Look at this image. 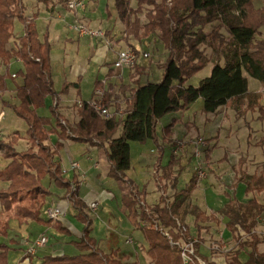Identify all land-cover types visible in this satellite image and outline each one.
<instances>
[{"label": "trees", "instance_id": "1", "mask_svg": "<svg viewBox=\"0 0 264 264\" xmlns=\"http://www.w3.org/2000/svg\"><path fill=\"white\" fill-rule=\"evenodd\" d=\"M117 19L124 26V39L133 38L139 43L151 36H157L167 51V58L160 65L162 75L159 82L141 83L140 69L136 63L127 68L134 70L130 83L121 85L119 92L124 95L122 106L110 100L104 93L102 104L106 108L121 110L122 117L105 119L97 115L87 102L76 106L78 121L73 126L64 125L56 108H50V117H42L38 109L44 107L46 97H55L51 77L50 50L48 34L40 39L35 16L24 15L23 0H0V99L8 91L7 80L17 78L21 83L15 85L16 105L2 101L14 115L26 125L27 147L18 151L20 139L15 133L0 141V157L6 163L0 169V182L7 183L0 189V239L7 236L9 221L17 220L19 225L33 221L37 224L52 226L62 234L69 233L60 221L52 223L41 217L46 198L51 196L50 189L64 191L63 197L77 210V220L84 224V235L73 242L76 253L50 254L29 257L28 264H140L127 262L118 257L117 251L103 254L95 247L93 238L87 236L90 219L85 212L86 206L77 195V183L67 180L56 159L65 140L91 144L105 150L109 164L108 177L114 180L122 190L121 204L126 217L132 220L135 229L140 231L146 245V256L150 264H184L177 243L181 238L189 237L182 232L185 219L193 216L196 229L202 230V224L215 220V215L205 212L190 203L196 188L197 177L192 175L189 183L178 190L180 161L171 155L169 162L162 166V147H158L157 160L153 166L155 186L162 194L153 206L144 202L146 192H139L126 172L130 169V144L152 140L157 144L156 126L158 121L169 113L187 109L198 99L202 100V112L214 114L224 107L243 119L248 113H257V119L264 121V92L248 89L247 76L258 81L264 89V5L255 8L260 0H112ZM135 2V7L131 2ZM264 1V0H261ZM143 14L146 22L141 23ZM22 24L23 34L14 36V22ZM202 47V48H200ZM211 50L209 59L205 50ZM138 55L137 51L135 52ZM138 57V56H137ZM19 60L22 68L15 78L8 74L12 61ZM138 60V59H137ZM211 63L210 74L201 79L197 86L187 81L205 66ZM132 84V86H131ZM113 88V85H109ZM74 88L79 94V80L75 83H63L60 94L65 95ZM103 86L94 83V90ZM171 122L163 128V139L171 136ZM119 135L115 137L118 130ZM69 130V134L67 131ZM57 137L53 145L49 140ZM4 138V139H3ZM264 146V136L257 143ZM209 153L205 154L206 159ZM244 160L240 159L238 168ZM47 182V185L44 182ZM239 183L244 185V193L264 192V164L258 173L243 175L235 179L228 187L226 202L217 214L226 219L225 229L232 239H236L240 250L248 249L247 260L233 256L228 264H264V252L259 253L257 246L264 243V236L255 235L257 218L264 214V203L255 199L240 201L235 195ZM166 185L174 190L171 197L163 193ZM240 232L249 236L241 241ZM167 234V235H165ZM200 238V237H199ZM173 243V244H172ZM202 239H196L195 254L199 253ZM9 247L0 241V264H8ZM188 264H198L195 258Z\"/></svg>", "mask_w": 264, "mask_h": 264}, {"label": "crops", "instance_id": "2", "mask_svg": "<svg viewBox=\"0 0 264 264\" xmlns=\"http://www.w3.org/2000/svg\"><path fill=\"white\" fill-rule=\"evenodd\" d=\"M66 1L67 0H42V2H39L38 4L34 5V9L36 10V12L30 15L35 16V23H36V27H37V31H38V35L40 39L43 38L44 33L48 34V40L51 44V50L53 49L54 46L60 47L65 59L70 61L71 58H74V55H75V59L78 56L84 57L86 58V65L91 66V71H92V75H94V80L92 82V90H90L88 97L85 98L83 96L81 86H79L78 95L76 94L75 89L71 88L70 90L75 91V99L71 100L72 105L67 106L68 110L65 112V114L59 110L60 94L56 95L53 98L46 97L44 101L45 106L48 105V107L53 102V107L56 108L57 113L60 114L62 119H64L68 123V125L74 126V124L78 121L76 110L72 112L71 109H69L68 107L73 106L75 102L77 103L87 102L89 99H91L95 91L94 83L96 81H99L101 85L103 86V88H101L100 90H103L104 93L107 92L108 94H110L111 96L110 100L112 102L117 103L122 106V104L119 102L124 101V95H122L119 92V87L121 85L129 84L131 76L134 75L132 74V72H135V71L130 70V69H123L121 71L119 70L117 71L113 69V63L117 58V53L126 48H131L130 46H132L130 39H128V41L124 39V33H123L124 26L120 23V21L116 17V14L113 10V1L106 0V8L104 10L106 13V22H103V23L95 21V16L93 13L91 15H88L87 11L82 12L81 9H77L76 11L77 13L70 11L66 7ZM82 1L85 4L84 0ZM263 5H261L260 7H262ZM260 7H255V8H260ZM41 20L44 22L45 26H44L43 32L40 33L38 28H39V23L41 22ZM79 21L84 24H87L90 27L92 26L93 28H96V29L104 28L103 30H106V42L103 43V42H100L99 40H96L94 38H89V37H79L76 34V32L70 28L74 23L79 22ZM262 28H261V33L264 36V31L262 30ZM120 33H123L120 35L121 38H119ZM72 53L74 55H72ZM141 53L142 52H140V54ZM75 59L74 61L72 60V63L74 65H76ZM144 60H147V59H144L141 55L140 57H138L137 66L139 67L141 74L135 76L136 78H139L141 83L143 84L146 82H152L151 81L152 79L151 78L152 77L151 65L152 64L149 63L147 65L146 61ZM161 64L162 63L160 62L159 65ZM207 65H212V64L208 63ZM69 67H70L69 70L72 71L73 75H75L77 71H80L79 67H75V69H79V70L72 69L73 68L72 65ZM161 75H162V69L159 67V77L156 80H154V82H159L161 79ZM51 77H52V71H51ZM142 78H144V82ZM77 79L79 80V82L82 80V72L78 73ZM247 79H248V89L250 91H253V92H263L264 91L263 86L258 81L248 76H247ZM69 83H73V82H69ZM109 85H113V88H110ZM70 90L68 91L67 94H65L66 96L69 94ZM13 93L14 91L11 94ZM118 96H120V98H118ZM47 100H51V102L47 104L46 103ZM263 102H264V99H263ZM191 108L192 107L190 105L187 109L180 111L181 113L180 116L177 117L174 115H169L168 118H171V119H168V118L166 119L165 125H169L171 123L170 121L174 123V125L172 126L170 130L171 132L170 137L163 139L164 138L163 137L164 126L162 128L161 137L158 135L157 131H156L157 132L156 134H157L158 140H161V143H162L160 146L162 147V151H163V154H162V159H163L166 148L171 147V150H172L176 141L180 139L184 141L189 140V138H191L193 134L200 135V131L203 130L202 125L204 126L206 123H209V124L211 123L213 124V129H215L216 132L218 131L217 133L211 136L213 137V140L211 137H210L211 139H208L207 141L208 145H207V149L205 152V153L207 152L209 153L208 155L209 156L208 159L210 161L209 167L211 168L212 171H215V172L214 173L212 172V174H210L203 181L199 183L197 182L196 188H195L196 189L195 191L203 190L202 191L203 192V203L205 206L202 207V205L198 206L197 203H191L192 205L197 206L200 210L205 212V214H207L204 207L209 208V209L213 208L212 203L214 201L212 197L216 191L214 189L215 185L213 182L214 180L213 174H216L217 176L219 175L222 178V183L226 185L225 187V185L222 184V187L224 186L225 188H223L222 191H220L221 195H223V197L225 198L224 195L226 193H231V194L233 193L232 190L228 189V187L232 185L233 183H235L236 178L241 177L240 170L238 168V162L240 159L244 160L243 163H245V159H246L248 164L250 163L249 161H254V164H256L254 167L250 166V168H248L246 171L242 169L247 175L251 176V175L258 173L256 170V167L259 166L261 162H263L261 166L264 164V159L262 157L264 146H258L257 143L260 140V138L264 136V129L261 131H257L252 124H250L249 126L247 122H244L243 124L240 121H237V122L231 121L232 124L229 123L225 131V134H227L228 136L225 135V137H226V140L229 141L231 138H233L232 132L239 130L240 137L242 136L244 138V142L242 145L238 144V148H239L238 149L234 147V144L232 142L224 144V138H223L224 136H223V130H222L224 129L223 119L214 123V121L219 118L218 116H216V113L221 112V110L226 112L224 107L218 108V110L214 114L201 113V115L199 116H197L196 113L192 114ZM110 110L113 111L114 109L110 108ZM254 116L257 117V113L254 114ZM160 121L161 119L158 121L157 124H159ZM262 123H264V121H262ZM176 128L179 131L175 134L174 130ZM250 132H254V133L251 134V138H248L250 135ZM240 142L241 140H239V143ZM72 143L73 141L71 140H65L63 142V145H64L63 147H65L68 144L71 145ZM82 147L84 148L83 149L84 153H81L78 156L71 155L68 152V158H66L65 160V163H66L65 166L62 165L61 159L59 160L58 158L56 159L59 161L62 171L64 172L63 176L70 182H72V180L74 179L75 180L74 182L77 183V189H76L77 195L79 199L85 204L86 206L85 212L88 215L89 219L91 217L90 219L91 221L88 226L87 236L94 239L95 247L103 254H109L113 251H117L116 256L123 257L124 260L127 262L136 261L140 264H147L146 259L148 258L146 254H145V257H143L140 255V253H138V249H139L138 247H140L142 244L140 237L135 236L136 238H133L130 233L126 232L125 234H122L118 231H115V234L109 237V239L106 241V237L104 239H100V238L98 239L95 236H93V234L91 233L92 231L91 226L93 225V219H92V216L90 215V211L87 208L88 204H90L91 202L98 203L97 210L93 212L95 213L94 216H98V218L104 219V221L106 222V210L114 209L115 213L120 215L121 219L122 217L125 218L124 219L125 221L122 220L123 223L128 224V226L132 229L133 233L134 231H138V230L135 229L134 222L132 220H129L126 217V210L123 208L121 204L122 190L120 186L114 180H113L114 184L111 183L110 181H106L107 179H111V178L108 177L109 164L106 159L105 150L103 148H98L96 146H93L89 143L82 144ZM79 151L81 152L82 150H79ZM153 152L154 151H151V153ZM250 152L254 155H250ZM258 153L260 155V158L258 159L259 161H257L256 159V155ZM180 156H182V153ZM183 160L184 158L182 156L181 161ZM255 162H258V163H255ZM71 163H76L78 168L71 169ZM5 164L6 163L4 162V166ZM108 184L110 185L112 189H114L115 194H113L109 190H106V186ZM7 185H8L7 183L0 182V189H5ZM50 192L52 194L51 196L46 198L44 209L46 208V211H47L49 208L56 207V205L59 202V199L63 201L64 204L61 205L62 208L60 207L59 208L62 209L65 215L59 221H60V224L63 227H66L67 229H69L70 232L67 234L66 233L62 234L56 231L52 226H47L44 224H37L33 221H28L27 223L19 225L17 220L11 219L9 221V230L7 231V236L5 238L0 239V241L3 243L8 241V243L7 244L5 243V244L9 247V252L10 250L16 251L12 263L9 262V252H8V256H7L8 264H22L26 260L29 263V257L26 258L24 256L27 244L40 237H45L47 240V243L45 247L38 249V251L36 252V255L38 257H41L46 254H50L52 256L61 255L63 253H67L66 251H68V249L70 251L69 252L70 255H73L76 253V250L74 251L72 249L74 248L73 242L78 241L80 237L84 235V224H82L81 222L77 220L76 217H77L78 212L73 207L72 203H70L68 199L63 197L64 191L59 192V190L51 188ZM147 195L145 197L146 199H147ZM235 195L238 197L240 201H244L241 197V195H245L244 185L242 183H239L237 185L235 189ZM116 199L118 203L117 201L115 202ZM225 202H226V199H225ZM46 211H44L45 214H46ZM68 213L70 214V217L75 219L73 220L71 218L72 220L70 221V223H68L66 219L68 216ZM41 217L44 219H47V216L45 217V215H41ZM192 217L193 216L188 215V217L186 218V221L188 220L187 222H191L190 218L192 219ZM188 227L190 229V225ZM54 231L64 236L72 235L75 232V235L78 239L71 240V239H68L67 237H60L56 235ZM47 234L48 236L50 235V237H47ZM52 240L53 242L50 243ZM124 246H127V248H124ZM121 247L123 250H121Z\"/></svg>", "mask_w": 264, "mask_h": 264}, {"label": "rangeland", "instance_id": "3", "mask_svg": "<svg viewBox=\"0 0 264 264\" xmlns=\"http://www.w3.org/2000/svg\"><path fill=\"white\" fill-rule=\"evenodd\" d=\"M39 2H42V0L41 1L40 0H23L25 17L29 18V17H31L30 14L36 12V10L34 9V5L38 4ZM84 2H85V4H84L85 7L82 10V12L87 11L88 15H91L93 13L95 16V21H97V22H100V23L106 22V13L104 11L106 8V0H84ZM263 4H264V1H256L254 3L255 7H260ZM131 5L133 7H135V2L132 1ZM72 12L77 13L76 11H72ZM139 17H140L141 23L146 22L143 14L139 15ZM44 26H45L44 22L41 20V22L39 23V28H38L40 33L43 32ZM90 28L103 32V36L101 38L93 37L94 39L99 40L100 42H103V43L106 42V30H103L104 28H102V29L97 28L96 29V28H93L92 26ZM262 30L264 31V27L262 28ZM22 34H23L22 24L19 23L18 21H15L14 22V35L19 37ZM121 34H123V33L119 34V38H121L120 37ZM122 38H123V36H122ZM129 39L131 40V45H132V46H130L131 47L130 49H132L134 52L137 51L138 57H140V55L142 56V54L144 52L149 53L147 57H145V58L143 56L142 57L144 59H147V60H144V61H146L147 65L149 63L152 64L151 65V75H152L151 81L154 82V80H156L159 77V67H160L159 63L165 62V60L167 58V51L164 49L162 43L157 39L156 35L151 36L149 39H145V41L143 43H139L136 40L134 41L133 38H129ZM200 48H202V47H200ZM140 52H142V53L140 54ZM205 54L209 59H211L213 57L211 50H209V49L205 50ZM72 55H74V54L72 53ZM74 59H75V55H74V58H71L70 61L65 59L63 56V52L60 49V47L54 46L53 49L50 50V61H51L53 88H54V91L57 93V95L60 94L59 92L62 88L63 83L66 81L73 82V83L77 82L78 81V79H77L78 73L82 72V80L79 82V86H81L83 96L86 98V97H88L90 90H92V82L94 80V75H92L91 66L86 65V58L80 57V56L76 57V59H75L76 65H74L72 63V60L74 61ZM71 65L73 66L72 69H75V67H79L80 71H77L76 74L73 75L72 71L69 70L70 69L69 66H71ZM211 66L212 65H206L203 70H201L199 73H197V75L188 79L187 84L192 85V86H197L201 79L208 76V74L211 70ZM21 68H22V66L20 63L13 61V62H11V65L9 67L8 74L11 75L12 73H16ZM2 70L3 69L0 68V71H2ZM75 70H79V69H75ZM132 74L136 75V72H132ZM142 79L144 82V78H142ZM19 83H21L20 78H17L14 81H12L11 79L7 80L8 91L0 99V132L4 136V138H6V139H8L7 138L8 136H12L15 133H17L19 135L20 139L18 141L16 148L18 151H22L27 147L26 135H25L26 129H27L26 125L21 119L17 118L14 115V113L12 112V110L10 108L2 106V101H6V102L10 103L11 105H16V101H15L16 98L11 93L13 92L15 85H17ZM251 83H253V82H251ZM262 91H263V89H262ZM118 98H120V96H118ZM74 99H75V91H73V90H70V92L67 96L60 94L59 110L65 114V112L68 110L67 106L72 105L71 100H74ZM50 102H51V100H47L46 103L49 104ZM119 103L123 104L122 101ZM202 104L203 103H202L201 99L192 103L191 104V107H192L191 113L192 114L196 113L197 116L201 115V113H203L202 112V106H203ZM76 106H77V102H75L73 106H69L68 108L71 109L72 112H74L76 110ZM50 108H53V102L49 105V107L47 105L43 108L38 109V114L42 117H50L51 116ZM180 114H181L180 111L174 112V113H169V114H166L168 116H166V115L163 116L165 118H163V117L161 118V121L156 126V131L158 132V135L160 137H161V132H162L163 126L164 127L167 126V125H165V122H166V119L169 117V115H174V116L178 117V116H180ZM254 114H256V113H248L245 118L236 119L234 112L231 110H226V112L221 110V112L216 113V116H218L219 118L216 119L214 121V123L223 119L224 129H222V128L221 129L223 130L224 144L232 142L234 144V147L238 148V144L242 145L244 142V138L242 136L240 137L239 130L238 131L236 130L235 132L231 131L233 133V138H231L229 141L226 140L225 135H227V134H225V131L228 127V124L229 123L232 124L231 121H235V122L240 121L243 124H244V122H247L249 124V126H250V124H252L257 131L263 130L264 129V123H262V121H259L257 119V117L254 116ZM231 115H232V117H231ZM74 117H75V115H74ZM168 119H171V118H168ZM62 121H61V123H62ZM63 122L65 123V125L66 124L68 125V123L66 121H63ZM170 122H172V121H170ZM204 126L202 125L203 130L200 131V135L199 134L198 135L193 134V136L191 138H189V140H186V141L181 140V139L179 140V141H184L186 143V145H188V147H186V149L183 152H180L178 154V156H176V158L179 157L178 159L180 161V164L183 163L181 165L180 171H178L175 168V173H179V180H178L177 189L184 188L189 183L190 177L193 174L196 175V172L194 171V166H195L196 162H195L194 157H193V147H192L193 142L198 138H202L205 142V146H204V153H205L206 149H207V145H208V142H207L208 139L212 138V140H213V137H211V136L218 132V131L216 132V130L213 129V124H211V123L210 124L206 123ZM69 127H70V131L72 133H74L73 126L69 125ZM120 131H121V129L118 130L115 137H117L119 135ZM178 131L179 130L176 128L174 130V133L176 134ZM67 132L69 133V130ZM192 133H194V132H192ZM252 133H254V132H250V135L248 138H251ZM69 134H71V133H69ZM239 140H241L240 143H239ZM49 142L51 145H53L55 142H57V137L55 135H52L50 137ZM161 144H162L161 140H158V137H157V144L155 142H153L152 140H147L143 143L132 142L130 145V159H131V165L130 166L131 167L126 172V176L128 179H130L132 181L133 185L135 186V188L139 192H142L143 190H145L146 194H148L147 199L145 198V200H144V202L146 203L147 206L155 205L158 202L159 196L162 194V192H159L157 190V187L154 185V178H153V166H154V164L157 160V156H158L157 145H161ZM83 149L84 148L82 147L81 143L73 142L71 145L68 144L65 147H62V149L58 153L57 158H58V160L61 159L62 165L65 166V164H66L65 160H66V158H68V152L71 155H77L78 156L79 154L84 153ZM79 150H82V151L80 152ZM151 151H154V152L151 153ZM243 151H244V149H243ZM171 152H172L171 147L166 148L165 155L161 161L162 166L166 165L169 162L171 155H172ZM1 153H2V150L0 149V155H1ZM181 153H182V156L184 158L183 161H181V158H182V156H180ZM250 155H254V154H252L250 152ZM258 155H259V153L256 155L257 161H259L258 159L260 158V155L259 156ZM262 157L264 159V149H263ZM3 161L4 160L0 157V169H2L4 167ZM249 162L250 163L248 164V162L245 159V163H243L242 166L239 168L241 177L243 175H247L244 171H246L248 168H250V166L254 167L256 165V164H254V161H249ZM251 162H253V163H251ZM205 163L206 164H205L204 168H202V171L205 173V176H204V178L197 180L198 183L203 181L204 179H206L210 174H212V172L213 173L215 172V171H212L211 168L209 167L210 166L209 159L205 158ZM255 163H258V162H255ZM262 163L263 162H261L259 164V166L256 167L257 172L260 170ZM77 168H75V169H77ZM213 175H214L213 182L215 185L214 189L216 190L215 194H213V197H212V199L214 201L212 203L213 208L209 209V208L204 207V209L207 213L205 215L208 216L210 214H214L215 220L202 224V226H204V227L200 231H198L196 229V224L193 221L194 220L193 217H192V219L190 218L191 222H187L188 220L186 221V219H185V222L183 225L185 226L186 232L188 233V235L191 239H193V240H196L197 238L202 239L203 244L199 248V253L205 257V260L200 259L203 264H228L229 260L233 256H235L237 253H238L239 260L244 262L245 260H247V252L249 250L248 249H243V250L239 249L236 239L235 238L232 239L230 233L225 229L226 219L222 218L220 215L217 214L218 209L225 202V198L223 197V195H221L220 191H222V189L225 188L226 185L222 183V178L219 175L218 176L216 174H213ZM106 181H110L111 183L114 182L113 180L111 181V179H107ZM44 184L47 185V182L45 181ZM222 184L225 185V187L224 186L222 187ZM201 188H199V189H201ZM106 190H109L110 192L115 194L114 189H112L109 184L106 186ZM195 190L193 191L194 195L192 194L193 196L190 200V203H197L198 206L202 205V207L205 206L203 203V192H202L203 190H197V191H195ZM163 193L166 197H171L172 194L174 193V190L166 185L165 189L163 190ZM241 197L245 201L253 198L256 201H258L259 203H264V192H262V193L254 192V193H250L248 195L247 194L241 195ZM116 201H117V199L115 200V202ZM117 203H118V201H117ZM62 204H64V202L59 199V202L56 205V207L62 208V206H61ZM44 211H46V208L44 209ZM44 211L41 212V215H45V217H46V214ZM94 214L95 213L90 212V215L92 216V219H93V225L91 223V225H92L91 226L92 227L91 233L93 234V236H95L98 239L99 238L104 239L106 237V241L109 239V237H111L115 234V231H118L122 234H125L126 232L130 233L133 238H136L135 236H138V237H140V240L142 241L141 246L138 247L139 248L138 253H140L141 256L145 257L146 245L144 244L145 242H144L143 238H141L142 236H141L140 231H134V233H133L132 229L128 226V224L123 223V221H125L124 220L125 218L122 217V219H121L120 215L116 214L114 209L106 210V222L104 221V219H100V218H98V216H94ZM71 218L72 217H70V214L68 213V216L66 218L68 223H70V221L73 219V218L72 219ZM61 219H59V220H61ZM90 219H91V217H90ZM73 220H75V219H73ZM189 225H190V229L188 227ZM194 226H195V228H194ZM254 232H255V235H257L259 238L264 236V214H262L261 216H259L257 218V226L254 228ZM55 233H56V235H58L60 237H67L68 239H71V240H77L78 239L75 235V232L72 235H66V236L58 234L57 232H55ZM240 236L242 238L241 241L250 239L249 236L245 235L243 232H240ZM47 237H50V235L48 236V234H47ZM52 242H53V240L50 243H52ZM5 243L7 244L8 241H6ZM111 246H113V245H111ZM124 248H127V246H124ZM72 249L75 251L74 248H72ZM257 249H258L259 253H263L264 252V243H260L257 246ZM121 250H123L122 247H121ZM15 252H16L15 250H10V252H9V262L10 263H12V261H13V258L15 256ZM66 252H67L66 254H69V252H70L69 249ZM146 261H147V264H150L149 259H146ZM22 264H28V261L26 260Z\"/></svg>", "mask_w": 264, "mask_h": 264}, {"label": "built area", "instance_id": "4", "mask_svg": "<svg viewBox=\"0 0 264 264\" xmlns=\"http://www.w3.org/2000/svg\"><path fill=\"white\" fill-rule=\"evenodd\" d=\"M66 7L71 11H77V9L83 10L85 5L82 0H68L66 2ZM73 31L76 32V34L79 37H89V38H101L103 36V32L94 30L90 28L88 25L82 23V22H76L70 27ZM142 56L145 58L148 56L147 53H143ZM138 57L136 53L130 49L126 48L124 50H121L117 53V58L113 63V69L114 70H123L127 68H131L137 61ZM16 62L20 63L19 60H16ZM12 78H15V74H11ZM103 97H104V91L103 90H95L93 97L87 101V103L94 109V111L97 113L98 116L102 118H112L115 117H122L121 110H113L111 111L110 108H106L103 104ZM77 106H80V102L77 103ZM62 124L65 125V123L62 121ZM3 135L0 132V141L2 140ZM204 146L205 142L202 138H198L193 142V157L195 160V166L194 171L196 172L197 180H200L204 178L205 173L202 171V168L205 166V153H204ZM187 145L184 141H176L175 145L172 148V155L178 156L180 152H183L186 149ZM76 163H71V169L77 168ZM88 210L90 212H95L98 208L97 202H91L87 206ZM47 219L56 222L59 219H61L64 216V213L62 209L59 207H52L49 208L46 211ZM182 232H186L185 226H181ZM167 235V234H165ZM47 243V240L45 237L37 238L27 244V247L25 249L24 256L26 258L34 256L38 249H41L45 247ZM196 243V240L191 239L190 237H187L186 239L181 238L176 245L179 246L181 250V257L184 264H188L192 261L193 258L197 260L198 264H203L198 256L195 254V247L194 244ZM173 244V243H172Z\"/></svg>", "mask_w": 264, "mask_h": 264}]
</instances>
